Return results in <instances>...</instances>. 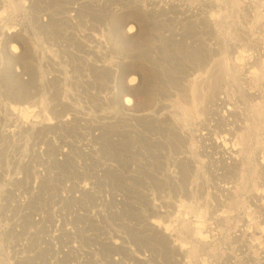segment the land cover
<instances>
[{
  "label": "rangeland",
  "instance_id": "obj_1",
  "mask_svg": "<svg viewBox=\"0 0 264 264\" xmlns=\"http://www.w3.org/2000/svg\"><path fill=\"white\" fill-rule=\"evenodd\" d=\"M263 163L264 0H0V264H264Z\"/></svg>",
  "mask_w": 264,
  "mask_h": 264
},
{
  "label": "bare ground",
  "instance_id": "obj_2",
  "mask_svg": "<svg viewBox=\"0 0 264 264\" xmlns=\"http://www.w3.org/2000/svg\"><path fill=\"white\" fill-rule=\"evenodd\" d=\"M128 20H126L127 21V23L126 24H129L130 23V20H129V18H127ZM134 31H133V27L131 26V25H129L128 27H127V29H126V31H125V34H127V35H131L132 33H133ZM13 36L12 35H10V34H8L7 33V37H6V41H10V40H12L13 38H12ZM11 53H15L14 52V50L11 48ZM131 69L132 70H134V69H136V66H133V67H131ZM135 78L133 77V78H130V80H129V83H128V85L129 86H133V85H135ZM129 89L130 90H134V91H137L138 89H136L135 87H133V88H126L124 91H129ZM221 100V99H220ZM219 100V101H220ZM123 103L125 104V105H129V103H130V100H129V98H125L124 100H123ZM225 104H224V102L221 100L220 102H219V105H218V107L221 109L223 106H224ZM219 109V110H220ZM223 109V108H222ZM217 111V110H216ZM221 112V111H220ZM223 112V111H222ZM218 114L219 113H217V114H215V113H212V116H215L216 115V117L213 119V121H214V123H212V125H208V126H203L202 127V133H201V139L200 140H202V141H204V143H206L207 144V146H208V148H210L211 149V152L216 156V158H218L221 162H224V159H226L227 161H226V163H224V165L223 166H225V168H227V165H229V164H232V168L234 167V165H233V161H234V158H235V152H236V150H235V148H234V145H233V142H231V139H229V137H228V140H230V141H221V139H220V137H216V135L214 136V130L215 129H218V131H219V133H222V125L220 124V116H218ZM225 114H227V116H230L231 114H230V111H227L226 113H225V111L223 112V115L225 116ZM225 119V118H224ZM223 119V120H224ZM222 120V119H221ZM222 120V121H223ZM224 122V121H223ZM222 123V122H221ZM228 130V129H227ZM231 142V143H230ZM264 164V163H263ZM221 166V165H220ZM224 168V169H225ZM219 170H220V168H219ZM226 170V169H225ZM223 173V172H222ZM219 175H221V174H219ZM224 177V176H223Z\"/></svg>",
  "mask_w": 264,
  "mask_h": 264
},
{
  "label": "built area",
  "instance_id": "obj_3",
  "mask_svg": "<svg viewBox=\"0 0 264 264\" xmlns=\"http://www.w3.org/2000/svg\"><path fill=\"white\" fill-rule=\"evenodd\" d=\"M63 154H64V152H62ZM84 190H85V188H84ZM92 190V189H91ZM107 190H104V195H105V192H106ZM105 198H106V196H105Z\"/></svg>",
  "mask_w": 264,
  "mask_h": 264
}]
</instances>
